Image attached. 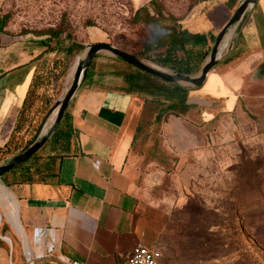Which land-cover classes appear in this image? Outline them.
Listing matches in <instances>:
<instances>
[{"label": "rangeland", "instance_id": "obj_1", "mask_svg": "<svg viewBox=\"0 0 264 264\" xmlns=\"http://www.w3.org/2000/svg\"><path fill=\"white\" fill-rule=\"evenodd\" d=\"M239 1L158 0L165 14L190 30L216 35ZM149 2L0 0V20L2 29L14 34L38 38L59 28L63 36L73 34L78 46L60 48L69 61L60 99L88 44L108 42L139 55L151 29L132 17ZM244 53L229 64L220 62L205 85L190 91L195 104L185 115H165L156 123V104L136 102L130 108L124 143L140 200L161 225L154 247L163 254L162 264H264V57ZM138 71L152 89L171 85ZM3 223L0 218V239L6 242L0 264H17L16 232L24 236L16 213L20 232L8 226L2 233Z\"/></svg>", "mask_w": 264, "mask_h": 264}, {"label": "crops", "instance_id": "obj_2", "mask_svg": "<svg viewBox=\"0 0 264 264\" xmlns=\"http://www.w3.org/2000/svg\"><path fill=\"white\" fill-rule=\"evenodd\" d=\"M258 3L239 30L236 55L248 50L250 58L264 57ZM45 49L40 37L9 33L0 20V150L15 133ZM98 55L68 107L80 152L64 157L58 183L8 186L0 178V217L17 231L16 213L24 236L16 232L17 264H119L138 245L154 247L161 235L159 220L138 195L123 132L133 103L169 100L173 85L152 89L140 69L108 52Z\"/></svg>", "mask_w": 264, "mask_h": 264}, {"label": "trees", "instance_id": "obj_3", "mask_svg": "<svg viewBox=\"0 0 264 264\" xmlns=\"http://www.w3.org/2000/svg\"><path fill=\"white\" fill-rule=\"evenodd\" d=\"M235 4L231 6L234 8ZM132 21L143 23L151 29V35L145 41L139 56L185 74H196L201 70L216 38V34L212 32L192 31L177 17L165 14L158 0H150L148 4L139 7ZM238 37L239 32L221 63L229 64L235 59L234 48ZM40 38L47 49L37 58L38 63L16 122L15 133L0 150V162L16 155L31 141L26 139L29 133L36 132L64 89L69 61L67 54L61 52L60 48L63 44L78 46L73 34L68 31L63 36L61 28L50 30ZM192 89L196 88L173 85L172 98L151 101L157 105L155 122L159 123L165 115L180 117L187 114L195 104L189 101ZM79 152L78 131L73 125L72 113L67 109L59 127L47 143L26 162L7 172L2 179L8 186L36 183L55 185L59 181L64 157ZM2 226V233H6L7 225L3 223ZM5 246L6 242L0 239V247Z\"/></svg>", "mask_w": 264, "mask_h": 264}, {"label": "water", "instance_id": "obj_4", "mask_svg": "<svg viewBox=\"0 0 264 264\" xmlns=\"http://www.w3.org/2000/svg\"><path fill=\"white\" fill-rule=\"evenodd\" d=\"M259 0H240L234 14L229 21L223 26L209 50L201 70L196 74H185L176 70L166 68L160 64L153 63L135 53L127 51L121 47L115 46L108 42H95L88 44L85 53L79 61L71 85L65 94L58 99L50 108L34 138L16 155L0 163V178L7 172L26 162L31 156L37 153L51 138L56 129L59 127L63 115L69 107V104L76 92L88 76L89 68L101 52H108L122 61L146 72L172 85L186 87H202L209 74L221 62L224 52L229 46H232L234 38L240 28L247 20L250 12ZM57 109V115L49 129L44 132L45 125L51 114ZM1 218V217H0Z\"/></svg>", "mask_w": 264, "mask_h": 264}, {"label": "built area", "instance_id": "obj_5", "mask_svg": "<svg viewBox=\"0 0 264 264\" xmlns=\"http://www.w3.org/2000/svg\"><path fill=\"white\" fill-rule=\"evenodd\" d=\"M163 254L157 247L138 245L133 248L131 254L119 264H162ZM72 264H80L75 261Z\"/></svg>", "mask_w": 264, "mask_h": 264}, {"label": "bare ground", "instance_id": "obj_6", "mask_svg": "<svg viewBox=\"0 0 264 264\" xmlns=\"http://www.w3.org/2000/svg\"><path fill=\"white\" fill-rule=\"evenodd\" d=\"M57 115V109L51 114V116L49 117V119H48V121H47V123H46V125H45V128H44V130H46L47 128H49L50 127V122H54V120H55V116ZM51 123V124H52Z\"/></svg>", "mask_w": 264, "mask_h": 264}]
</instances>
